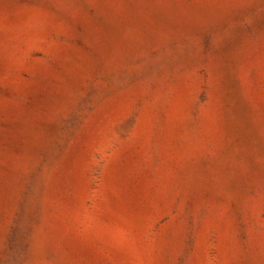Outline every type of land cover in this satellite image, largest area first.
<instances>
[{
    "label": "rangeland",
    "instance_id": "374dc122",
    "mask_svg": "<svg viewBox=\"0 0 264 264\" xmlns=\"http://www.w3.org/2000/svg\"><path fill=\"white\" fill-rule=\"evenodd\" d=\"M0 264H264V0H0Z\"/></svg>",
    "mask_w": 264,
    "mask_h": 264
}]
</instances>
